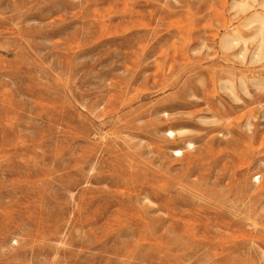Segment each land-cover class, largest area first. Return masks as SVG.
<instances>
[{
    "label": "rangeland",
    "instance_id": "1",
    "mask_svg": "<svg viewBox=\"0 0 264 264\" xmlns=\"http://www.w3.org/2000/svg\"><path fill=\"white\" fill-rule=\"evenodd\" d=\"M0 264H264V0H0Z\"/></svg>",
    "mask_w": 264,
    "mask_h": 264
},
{
    "label": "bare ground",
    "instance_id": "2",
    "mask_svg": "<svg viewBox=\"0 0 264 264\" xmlns=\"http://www.w3.org/2000/svg\"><path fill=\"white\" fill-rule=\"evenodd\" d=\"M262 21V20H261ZM263 23V22H262ZM233 41H235V40H233ZM262 45V44H261ZM259 56V53H257V57ZM182 130V129H181ZM183 131V130H182ZM184 133H186V132H184ZM166 135H167V137H170L171 139H175L177 136H182V137H184L183 135V133L181 132V131H179V132H175V131H173V130H168L167 132H166ZM185 138V137H184ZM185 144L187 145V147L188 148H192L193 147V143H190L189 141H185ZM174 152L175 153H177V156H183V150L182 149H176V150H174ZM153 203V202H152ZM156 221V220H155ZM148 223V222H147ZM154 223V222H153ZM149 224V223H148ZM156 224H154V226H155ZM151 226H152V224H151ZM149 227V226H148ZM150 230V229H149Z\"/></svg>",
    "mask_w": 264,
    "mask_h": 264
}]
</instances>
